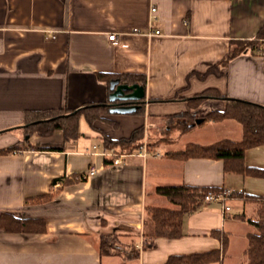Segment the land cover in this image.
<instances>
[{
    "label": "crops",
    "instance_id": "crops-1",
    "mask_svg": "<svg viewBox=\"0 0 264 264\" xmlns=\"http://www.w3.org/2000/svg\"><path fill=\"white\" fill-rule=\"evenodd\" d=\"M263 22L264 0H0V150L17 147L0 152V215L46 222L44 232L0 227V264H164L174 254L221 251L212 230L228 237L223 264H247V233L255 230L247 210L258 200L246 196L264 198V177L226 172L222 159L165 154L190 142L237 141L238 121L202 120L184 132L167 128L168 140L150 148L160 156L129 154L117 164L105 154L101 133L119 139L142 127L146 137L166 115L204 119L223 110L227 99L264 106V52L219 62L231 40L255 38ZM155 30L159 34H148ZM111 33L118 44L108 39ZM97 73L144 75L142 110L109 109L93 126L81 114L89 127L72 140L61 131L24 135L27 113L108 103L109 85ZM203 92L209 96L197 99ZM244 163L264 169V144L247 148ZM91 166L94 175L78 178ZM168 184L227 190L230 209L203 201L183 216L181 237H158L143 247L145 206H171L155 191ZM46 194L52 197L29 200ZM102 234L117 236L118 252L99 253Z\"/></svg>",
    "mask_w": 264,
    "mask_h": 264
},
{
    "label": "trees",
    "instance_id": "trees-1",
    "mask_svg": "<svg viewBox=\"0 0 264 264\" xmlns=\"http://www.w3.org/2000/svg\"><path fill=\"white\" fill-rule=\"evenodd\" d=\"M250 51L264 52V22L258 29L255 38L250 40H231V47L222 57L220 64H226L231 58L241 53ZM218 64L215 66L217 67ZM214 67V66H212ZM210 67L211 72H219ZM97 77L107 85L112 78H119L120 82L138 83L145 86V76L133 73H97ZM218 95V94H217ZM209 96V93H201L196 98L201 99ZM140 105L134 112L142 110ZM110 105L107 103L86 105L79 110L47 111L27 113V119L22 130L24 135L36 134L38 136L49 137L56 131H61L65 140L76 139L81 135L79 131V116L83 114L90 126L95 120L103 119L109 112ZM196 114L181 112L166 115L162 119L167 128H178L181 132L186 131L193 125ZM211 119L221 121L224 119H234L241 124L242 137L237 141L227 139L219 140L211 144L187 143L182 149L166 151V155L176 159H187L192 157H206L222 159L224 170L241 175H251L264 177V169L249 167L244 163V153L249 147L264 144V106L239 99H227L226 107L221 111L208 113L203 120ZM41 120V121H40ZM166 128V129H167ZM168 130V129H167ZM143 128H136L131 135L125 138L112 139L101 133L102 142L106 148H119V152H130L140 145L143 136ZM164 140V139H163ZM162 141V139H161ZM160 142V141H159ZM154 143H157L154 142ZM151 148L150 144L148 145ZM17 149L16 146L9 147L0 152H8ZM222 189L217 187H199L187 184L159 185L155 191L164 196L170 203L169 207L146 205L143 218V247L151 246L158 237L178 238L182 233V219L186 213L197 210L203 203L204 195L209 192H219ZM51 194L30 198L31 202L40 201L41 198L50 199ZM250 199L264 201V198L246 196ZM247 222L254 227V231L247 233L248 246L245 250L247 264H264V202L258 209L254 218H248ZM0 227L9 232H44L46 222L41 218H19L9 212L0 215ZM211 235L217 236L221 240L222 250L213 249L207 252L174 254L170 255L164 264H211L220 261L228 245V237L220 230H212ZM117 236L114 234L100 235L99 253L111 254L118 252L116 249ZM134 251V250H133ZM132 251V252H133ZM137 251V250H136ZM135 251V252H136ZM137 252L133 255L135 256Z\"/></svg>",
    "mask_w": 264,
    "mask_h": 264
},
{
    "label": "water",
    "instance_id": "water-1",
    "mask_svg": "<svg viewBox=\"0 0 264 264\" xmlns=\"http://www.w3.org/2000/svg\"><path fill=\"white\" fill-rule=\"evenodd\" d=\"M110 92L108 103L110 112L132 113L140 106L145 98V88L138 83L120 82L119 78H112L109 82ZM202 118L195 119V123L202 122Z\"/></svg>",
    "mask_w": 264,
    "mask_h": 264
},
{
    "label": "built area",
    "instance_id": "built-area-1",
    "mask_svg": "<svg viewBox=\"0 0 264 264\" xmlns=\"http://www.w3.org/2000/svg\"><path fill=\"white\" fill-rule=\"evenodd\" d=\"M150 12L151 13L155 12V7H151ZM148 34L149 35L159 34V30L150 31ZM47 36L54 37L51 34H47ZM108 39L113 44L119 43L115 33H111L110 35H108ZM106 152L107 153H105V154L113 156V163L114 164L119 163L122 156L129 155V154L130 155L143 156V157L148 156V155H152V156H160L161 155V153L159 151H154V150L149 149L146 141L140 143V145L138 147L132 149L130 152H128V153L126 152V154H124V152L114 151L112 148H110L109 150H106ZM96 172H97V168L95 166H91L86 172L80 173L78 175V178H87V177L94 175ZM229 197H230V192L227 190L219 191V192L209 191L204 195L203 201L204 202L217 201V202L223 203V212L226 213L230 209V207L228 205H225L224 201L226 199H228Z\"/></svg>",
    "mask_w": 264,
    "mask_h": 264
},
{
    "label": "rangeland",
    "instance_id": "rangeland-1",
    "mask_svg": "<svg viewBox=\"0 0 264 264\" xmlns=\"http://www.w3.org/2000/svg\"><path fill=\"white\" fill-rule=\"evenodd\" d=\"M196 117H200V114L196 113ZM193 123H195V122H193ZM166 124H165V121H161V122H157L156 125L151 126L149 129L150 132L148 131L149 133L148 132H147L148 134L146 133V135H148V136H146V137L143 136L142 137L143 141L142 140L141 141L142 142L146 141V143L148 145L150 144L153 147V145H156L158 143H162V142H165L166 140H168L169 132L166 129L167 128L165 126ZM88 127L89 126H88L87 122L83 118H81V120L79 121V130L81 129L82 131H84L85 129H88ZM16 132L20 133L21 138H24V137H22V133L20 131H16ZM214 137L215 136H213V134L209 135V138H214ZM161 139H162V141H161ZM30 141L33 143L36 142V140L33 137L30 138ZM40 141H47V140H40ZM156 141H157V143H154ZM262 202H264V201H258V203L255 202L256 204H253L252 206H250V208L247 210V215H249V217L254 218L257 215L258 209L262 206ZM237 248H238V246H237ZM227 262H229V261H227Z\"/></svg>",
    "mask_w": 264,
    "mask_h": 264
}]
</instances>
